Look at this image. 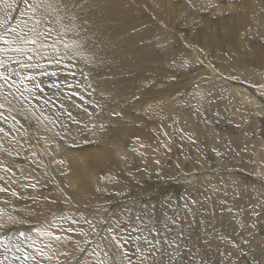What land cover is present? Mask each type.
<instances>
[{
	"label": "rangeland",
	"instance_id": "1",
	"mask_svg": "<svg viewBox=\"0 0 264 264\" xmlns=\"http://www.w3.org/2000/svg\"><path fill=\"white\" fill-rule=\"evenodd\" d=\"M46 1L0 0V264H264L256 145L224 142L264 138L229 100L264 86V0Z\"/></svg>",
	"mask_w": 264,
	"mask_h": 264
},
{
	"label": "bare ground",
	"instance_id": "2",
	"mask_svg": "<svg viewBox=\"0 0 264 264\" xmlns=\"http://www.w3.org/2000/svg\"><path fill=\"white\" fill-rule=\"evenodd\" d=\"M40 1H42V0H40ZM59 0H47L46 1V3L47 4H50V3H56V2H58ZM68 1V0H67ZM63 2V1H62ZM66 2V1H65ZM64 2V3H65ZM73 5V4H72ZM61 6V5H60ZM97 7H99V8H101L99 11H102V10H106V9H110V6L108 7H106V5L104 4V3H100V4H98V6ZM154 8V7H153ZM94 9V8H93ZM95 10V9H94ZM96 10H97V8H96ZM156 10V9H155ZM97 13H99V12H97ZM57 14H59V13H57ZM67 15V14H66ZM73 16V15H72ZM97 18V17H96ZM98 19V18H97ZM98 21V20H97ZM62 23V22H61ZM99 23V22H98ZM169 29V28H168ZM3 49V48H2ZM4 51V50H3ZM256 56V55H255ZM223 66V65H222ZM219 78V77H218ZM229 82H231V81H229ZM228 82V83H229ZM223 83H225V82H223ZM234 86H236V93L235 94H233V95H231V99H229V100H232V99H234V104L236 105V106H242V107H244L245 108V112H247V116H250L251 117V121L253 120H255L256 118L258 119H260V118H262L263 120H264V86H263V88H260V87H258V86H255L254 85V87L252 88V86H249L248 87V85H246V84H241V83H238V82H231ZM231 84V85H232ZM232 85V86H233ZM98 86V85H97ZM221 86V85H220ZM102 87V86H101ZM251 87V88H250ZM226 88H228V87H226ZM233 88V87H232ZM239 88H242V89H244L245 90V92H247V93H249L250 94V96H245V95H242V91H240V90H238ZM100 89V88H99ZM102 89H103V87H102ZM215 89V88H214ZM101 90V89H100ZM211 93V92H210ZM118 94V93H117ZM213 94V93H212ZM238 94V95H237ZM11 97V96H10ZM240 97H242V99L247 103V105L246 106H243L242 104H241V102L243 101V100H240L241 98ZM120 101H121V99H120ZM129 101V100H128ZM241 101V102H240ZM218 102V101H217ZM162 103V106L163 105H167V101H164V102H161ZM212 107V106H211ZM246 107H252V109L251 110H253V111H251L250 109L248 110ZM173 109H174V107L172 108V106L170 105V109H169V112L170 113H172L173 112ZM234 111H236V109L234 110ZM250 111L252 112V113H250ZM184 113V112H183ZM189 115V114H188ZM187 115V117L189 118V121H191V118H190V116H188ZM183 116V115H182ZM246 116V115H245ZM246 116V117H247ZM184 117H185V115H184ZM183 118V117H182ZM234 118V117H233ZM183 119H185V118H183ZM240 119V121H242V117H237L236 118V120H239ZM263 120H261V121H263ZM186 121H188L187 119H186ZM224 121V120H223ZM18 123V122H17ZM116 123H118L117 121H116ZM120 123V122H119ZM188 123V125H191V128H192V130L194 131V132H198V133H200L199 132V130L197 129L198 127L196 126L197 124H194L193 123V121H191L190 123L189 122H187ZM186 123V124H187ZM20 124V123H19ZM25 124V123H24ZM18 125V124H17ZM187 125V126H188ZM122 127V126H121ZM189 127V126H188ZM197 127V128H196ZM190 128V127H189ZM243 131V130H242ZM241 131V132H242ZM127 132V131H126ZM105 133V132H104ZM207 135H209V137L213 140V145H211L212 147H213V149L212 150H214V149H217V142H216V138L214 137V135L212 134V131L210 130L209 131V133L207 134ZM245 135V137H241V136H244ZM202 136V135H201ZM241 136H239V137H237V138H231V139H226V140H224V142H225V144H226V146L228 145V144H230V147H232L233 149H235V150H240V149H242L241 147H242V145H247V146H249V145H253L254 147H255V145H256V153H255V168L253 169L254 170V173H255V176H251L250 175V178H252L253 180H258V183H260L261 184V186L262 187H264V177H262L261 176V170L264 168H262L261 167V165H260V163H264L263 162V160H264V158H263V154H262V149H264V142H263V140H264V138H261L260 136L259 137H256V138H254V137H251V136H249V135H246L245 134V131H243L242 132V134H241ZM199 137V136H198ZM197 137V138H198ZM204 137V136H203ZM248 137V138H247ZM149 138V137H148ZM253 138V139H252ZM28 139H29V137H28ZM150 139V138H149ZM38 140V139H37ZM222 140V139H221ZM256 140H258V141H256ZM35 141V140H34ZM211 141V140H210ZM208 142H209V140H208ZM254 143V144H253ZM209 144V143H208ZM32 145V144H31ZM109 144H107V146H108ZM28 146H29V143H28ZM32 146H34V145H32ZM210 146V147H211ZM257 146H258V149H257ZM106 148V147H105ZM118 148V147H117ZM209 148V147H208ZM228 148V147H227ZM251 148V147H250ZM28 149V148H27ZM107 149V148H106ZM24 150V149H23ZM108 150V149H107ZM119 151H121L120 149H119ZM147 151V150H146ZM254 151H255V149H254ZM132 152V151H131ZM135 152H136V150H135ZM137 152H139L140 154H141V156L143 157V158H145V156H146V158L148 157L147 155H143L142 153H141V151L139 150H137ZM240 152V151H239ZM245 152V151H244ZM8 154V153H7ZM17 154H21V153H17ZM24 154V153H23ZM122 154V153H121ZM73 155V154H72ZM97 155V154H96ZM133 155V154H132ZM74 156V155H73ZM229 156V155H228ZM247 156L249 157V158H251V155H250V153L249 154H247ZM109 157V156H108ZM121 157V156H120ZM126 157H127V155H126ZM150 157V156H149ZM245 157V156H244ZM131 158H132V156H131ZM151 158H152V156H151ZM243 158V157H242ZM11 159V158H10ZM121 159V158H120ZM123 160V159H122ZM125 160V159H124ZM153 160L154 161H160V163H162V159H161V157L159 156V157H154L153 156ZM79 160H75V162H76V164H74V166H72V172L70 173L71 174V176H70V181H69V184L75 189V191H76V189H77V191L80 193V194H85V196L86 195H88V194H91V192H93V189L94 188H96V186H97V182L98 181H100V179L98 180H96V178H94L93 179V177H92V179H88V177L86 176V173H84V170H82V169H84V167L82 166L81 167V169H80V167L78 166L80 163L78 162ZM135 161V160H134ZM137 161V160H136ZM95 162V161H94ZM107 163V162H106ZM152 163V162H151ZM125 163H123V165H124ZM222 164V163H221ZM72 165V164H71ZM125 167V166H124ZM135 167H136V165H135ZM129 168L130 169H135L132 165H130V166H126L125 167V170L127 171V172H129ZM186 169V168H185ZM192 169V168H191ZM70 170V169H69ZM132 173V172H131ZM135 173V176L136 177H138V180H139V177H141V175L143 174V173H136V172H134ZM134 173H133V175H134ZM161 174V173H160ZM164 174V173H163ZM197 174V173H196ZM91 175V174H90ZM144 175V174H143ZM86 176V177H85ZM199 177H202L201 175H198ZM197 176V177H198ZM186 179H187V181L189 182V183H193V182H196V181H198L200 178L198 177H196V175H193V174H191V175H186V176H184ZM142 178V177H141ZM9 179V178H8ZM143 179V178H142ZM202 179H204V178H202ZM36 180V181H35ZM34 181H35V185H37V184H39V183H41L39 180H40V178L39 177H37V179H35ZM216 180H218V179H208V182H206L204 185L203 184H201V185H199V187L198 188H200L202 191L204 190V188H207V187H210L212 184H215L216 183ZM14 181V180H13ZM102 181V180H101ZM6 182V181H5ZM8 182V181H7ZM11 182V181H10ZM202 182V181H201ZM13 184H14V182H12ZM9 184V183H8ZM22 184V183H21ZM34 184V183H33ZM100 184V183H99ZM24 185V184H23ZM227 185V184H226ZM16 187V186H15ZM229 187V189H230V186H228ZM21 188V187H20ZM197 188V189H198ZM73 189V190H74ZM100 189V188H99ZM106 189H108V188H106ZM199 189V190H200ZM200 190V191H201ZM18 191H19V189H18ZM106 192V191H105ZM73 193V192H72ZM20 194V193H19ZM26 195V194H25ZM187 195V194H186ZM24 196V195H23ZM84 196V195H83ZM188 196V195H187ZM197 196V195H196ZM57 197V196H56ZM88 198V197H87ZM17 203V202H16ZM11 204V203H10ZM27 204V203H26ZM25 206V205H24ZM33 209V208H32ZM37 211V210H36ZM39 212V211H38ZM37 212V213H38ZM34 213V212H33ZM32 213V214H33ZM100 213V212H99ZM101 213H103L102 211H101ZM29 214V213H28ZM28 216V215H27ZM32 216V215H31ZM94 216V215H93ZM99 217V216H98ZM36 218H39V217H36ZM36 220V219H35ZM103 223V222H102ZM118 229V228H117ZM137 229V228H136ZM59 233V232H58ZM80 241V240H79ZM63 257V256H62ZM54 259V258H53Z\"/></svg>",
	"mask_w": 264,
	"mask_h": 264
},
{
	"label": "snow or ice",
	"instance_id": "3",
	"mask_svg": "<svg viewBox=\"0 0 264 264\" xmlns=\"http://www.w3.org/2000/svg\"><path fill=\"white\" fill-rule=\"evenodd\" d=\"M0 40H3L4 44H8L9 43V41L6 40V39H3V37H0ZM29 42L30 43H35L36 41L35 40H30ZM16 50L18 51V49H16ZM0 51H3V49H0ZM53 59L55 60L57 58L53 57ZM15 63L19 64L20 62L19 61H15ZM24 66L27 67V65H24ZM0 68H5V62L2 59H0ZM0 79H3L4 81L7 82L8 76H5L3 73H0ZM28 79H31V77H28ZM0 107H2V105H0Z\"/></svg>",
	"mask_w": 264,
	"mask_h": 264
}]
</instances>
